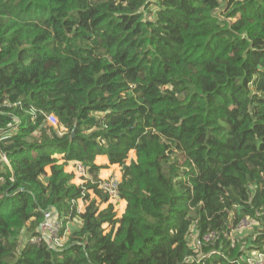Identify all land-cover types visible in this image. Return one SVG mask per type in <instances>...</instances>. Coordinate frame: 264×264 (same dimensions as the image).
<instances>
[{
    "label": "trees",
    "instance_id": "16d2710c",
    "mask_svg": "<svg viewBox=\"0 0 264 264\" xmlns=\"http://www.w3.org/2000/svg\"><path fill=\"white\" fill-rule=\"evenodd\" d=\"M100 155L121 166L120 217L98 187ZM47 210L81 221L61 248L24 241ZM245 219L254 231L232 239ZM255 252L264 0H0V264H247Z\"/></svg>",
    "mask_w": 264,
    "mask_h": 264
},
{
    "label": "built area",
    "instance_id": "2783aa9c",
    "mask_svg": "<svg viewBox=\"0 0 264 264\" xmlns=\"http://www.w3.org/2000/svg\"><path fill=\"white\" fill-rule=\"evenodd\" d=\"M48 121L50 124L57 125L58 119L54 114L48 115ZM73 165L72 172L75 174V178L79 180V184H83L86 179H90L91 176L87 172L86 166L80 161L71 162ZM121 179L118 174H111L107 177H99L97 180L98 187L106 192L109 196V202L114 205L119 203V183ZM92 192V191H91ZM78 212H80V206L78 205ZM59 212L56 210H47L45 212V218L39 226L40 235L35 238V241H47L52 247L61 248L67 240L69 232V222H65V219H57ZM215 237V234L206 235L204 239L206 241ZM201 244V240L198 241ZM247 264H264V252H255L246 257Z\"/></svg>",
    "mask_w": 264,
    "mask_h": 264
},
{
    "label": "rangeland",
    "instance_id": "374dc122",
    "mask_svg": "<svg viewBox=\"0 0 264 264\" xmlns=\"http://www.w3.org/2000/svg\"><path fill=\"white\" fill-rule=\"evenodd\" d=\"M58 156L61 157V155H58ZM132 159H136V154H135L134 150L130 151L129 158H128L127 162H130ZM60 162H62V160H60ZM71 166H72V164L69 163L68 166H66V171L71 172L70 171ZM114 166H116V167H114ZM114 166L113 165H110V166L106 165V167H105V168H107L106 171L113 170L112 171L113 174H118L117 173L118 171H120L122 173L121 166H119L117 164ZM73 181L75 182L76 179H74ZM76 183H79V180L76 181ZM77 203L80 206V212L83 211L87 205V203H85L82 199L77 200ZM105 206H106V204H101L100 208L102 209ZM121 210H122V205L121 204L119 205V203H117V205H115V211L117 213V217H120L122 215ZM56 218L57 219H62V218L65 219V215H64V213L59 212V214L57 215ZM68 222L69 223L71 222L70 225H68L69 226L68 227L69 232H71L72 228L79 227V225L81 224V221L79 220L78 217L74 218L73 221H71V219H70V220H68ZM255 225H256V222H254L250 219H245L238 225L237 228L232 229L230 236L232 239L237 238V240H238V239L244 238L248 235H251L252 232L254 231ZM104 228H105V232H108L110 230L111 226L109 224H104ZM23 238H24V241L25 240L27 241L28 239H30V241H32V242H39V241H35V238H30V235L27 233V231H24ZM67 238H68V235H67ZM192 243L195 245L196 242L193 241Z\"/></svg>",
    "mask_w": 264,
    "mask_h": 264
},
{
    "label": "crops",
    "instance_id": "0c3cea01",
    "mask_svg": "<svg viewBox=\"0 0 264 264\" xmlns=\"http://www.w3.org/2000/svg\"><path fill=\"white\" fill-rule=\"evenodd\" d=\"M96 163L97 164H102V165H108V166H110V163H109V161H108V158L106 157V156H103V155H100V156H97V158H96ZM72 164V163H71ZM114 165H116V164H114ZM113 165V166H114ZM114 167H116V166H114ZM72 168H73V165L71 166V172H72ZM107 170V168H102L101 170H100V172H99V177H107V176H109V175H111V174H113L112 173V171L113 170H109V171H106ZM118 173V175H119V177H120V179H121V177H122V173L120 172V171H118L117 172ZM74 179H76V181H78V179L77 178H74ZM76 181H75V183H76ZM122 205V210H121V212H122V214L124 213V211H125V208H126V205H127V203H126V201L125 200H123V199H121V200H119V205ZM82 212V211H81Z\"/></svg>",
    "mask_w": 264,
    "mask_h": 264
},
{
    "label": "water",
    "instance_id": "95a60500",
    "mask_svg": "<svg viewBox=\"0 0 264 264\" xmlns=\"http://www.w3.org/2000/svg\"><path fill=\"white\" fill-rule=\"evenodd\" d=\"M75 130H76V129H74L73 132H72V135H73V136H75Z\"/></svg>",
    "mask_w": 264,
    "mask_h": 264
}]
</instances>
